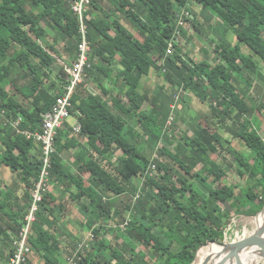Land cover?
I'll return each instance as SVG.
<instances>
[{
    "label": "trees",
    "instance_id": "trees-1",
    "mask_svg": "<svg viewBox=\"0 0 264 264\" xmlns=\"http://www.w3.org/2000/svg\"><path fill=\"white\" fill-rule=\"evenodd\" d=\"M75 1L0 0V165L19 173L29 207L43 169V150L40 143L23 133L42 131L44 116L53 110L70 84L66 66L78 61L81 40L80 19L72 9ZM102 1L113 6L130 28L101 7L104 17L88 22L90 49L101 65L93 63L85 78L98 83L110 96L95 73L112 79L107 66L120 56L122 70L115 82L118 93L112 101H105L86 91L87 79L77 87L71 117L80 123L78 138L87 139V147L76 154L75 169L66 166L61 155L73 146V141L64 138L63 129L59 130L50 180L60 197L55 193L45 195L29 245L32 253L42 255L45 264H193L202 246L225 240L234 214L256 216L264 208V137L254 121L256 112L264 110V92L256 109L248 104L247 95L240 92L235 81L238 78L251 87L245 72L263 78L251 55L264 62V0ZM192 2L202 7L204 24L190 9ZM186 13L192 16L186 17ZM179 19L190 21L200 36L201 32H208V27L215 33L212 22L218 19L234 31L238 42L232 45L224 35L220 44L213 40L216 66L183 58L177 44L175 55H168ZM43 23L64 42V67L55 64V56L63 58L57 37L48 44V50L40 44L49 37ZM217 36L220 37L219 32ZM242 46L251 55H245ZM152 69L166 70L167 84L193 92L202 103L210 104L211 114L206 117L209 126L216 119L231 122L230 127L225 125L227 130L244 142L252 156L240 154L231 144L224 147L220 136L206 127L195 131L192 137L185 134L174 151L166 146L160 149L158 158L152 161L158 174L150 177V156L138 145V134L128 129L126 118H136L151 141L175 144V138L162 129L175 99L163 93L164 86L156 100L139 92L142 78ZM10 86L14 90H9ZM19 95L28 101V108L18 99ZM146 102L152 103L150 112L143 111ZM165 109L170 111L166 113ZM118 152L121 155L117 156ZM223 152L232 158L226 165L220 161ZM230 172L243 184H223ZM139 178H145L142 187L134 185ZM72 188L76 191L72 192ZM66 193L80 206L87 219L85 228L92 231L96 240L106 223L119 219L118 225L126 226L125 230L110 229L117 245L111 243L107 247L104 238L97 244L85 245L57 227L56 209L62 211L65 207L55 204L64 201ZM129 195L133 200L125 202ZM12 198L9 194L5 203L0 201V262L5 264L16 251L14 241L5 242L10 240L8 232L18 240L24 221L13 212L4 218V211L13 205L9 203ZM64 235L72 241L71 246L63 248ZM210 251L204 247L195 264ZM65 254L68 256L63 258ZM30 256L25 264H32Z\"/></svg>",
    "mask_w": 264,
    "mask_h": 264
},
{
    "label": "rangeland",
    "instance_id": "rangeland-1",
    "mask_svg": "<svg viewBox=\"0 0 264 264\" xmlns=\"http://www.w3.org/2000/svg\"><path fill=\"white\" fill-rule=\"evenodd\" d=\"M98 7V8H97ZM101 7L110 13V15L113 16L114 19H117L122 22V25L125 28H130L128 22H126L122 17H120L115 11L114 7L110 6L108 2H101V0H91L90 3H87L85 5V19H87V24L89 21L98 18L101 19L104 17V15L101 12ZM190 9L193 10L198 17V21L201 24L205 23V18L202 16V7L197 4L196 2H192ZM144 17V15H142ZM192 15L190 13H186V17H191ZM43 27L47 29L49 32V37L46 40L40 41V44L45 47L48 50V44L54 42V39L57 37V33L54 29L47 27L43 23ZM89 27V24H88ZM208 27V26H207ZM176 28H177V34L174 36V42L178 45L181 49V56L183 58H188L191 59L192 61L195 62H201V61H207L209 62L212 66H216L218 64V61L216 60V53L214 52L215 44L219 42V39L221 38V35L224 37L232 44H236L238 42L237 35L234 33V31L226 26L222 21L215 19L212 22V28L215 29V33L211 32V30L208 28L207 33L204 35L203 32L201 34L203 36L198 35L197 31L194 29L192 26V23L190 21H185L183 19H179L176 23ZM219 32L220 37L217 36V33ZM135 34H139L137 31H134ZM216 41L215 42H213ZM57 44L58 49L63 55V58H59V56H55V64L56 67H64L65 63L63 60H66V56L64 53V42L62 41L61 38L57 37ZM173 44V43H170ZM83 46V45H82ZM243 53L245 55H251L250 50L242 46ZM87 50V48H86ZM90 50V51H89ZM176 53V48L173 47L172 53L169 55H175ZM253 56L254 60L258 64L259 71L263 74V78L260 75H253L250 74V72H245L246 78L249 80L251 87L246 86L240 79L236 78V82L239 84V90L243 94L247 95V102L249 105H252L253 107H257L259 101L261 100V95H263L264 92V62L260 60L258 57ZM87 57L89 58V63L92 65L97 64L100 66V63L97 58L94 57V51L92 49L87 50ZM75 64V63H74ZM160 66L164 65V61L159 64ZM74 65H72L73 67ZM68 66H66V71H67ZM166 72V70H164ZM164 71H158V69H152L150 71V74L148 76H145L142 78V82L140 83L139 87V92L148 95L151 100H156V95H158L159 92H161V87L164 86V91L163 93L171 95L175 99L174 105L173 103H170V108L171 111L168 109H165L166 113L170 111L169 117L167 118V121L164 122L162 129L168 132L167 135L169 137H174V145L171 146L167 143L165 140H150V136L146 133L145 129L142 127L141 124L138 123L136 118H127L128 120V129L132 132H134L137 135V142L138 145L141 147V149L144 151V154L147 156H150L151 162L155 161L158 156L157 153L160 149L163 147H169L172 151H174V147L178 144L179 141H181L182 137L186 134L189 137H192L194 135L195 131L202 130L206 127L209 128V130L212 133H216L217 135L220 136L221 142L224 145V147H227L228 144H231L240 154H243L245 156H252L251 151L247 148V146L244 144V142L240 139H235L233 138L232 134L227 130L226 126H231V122H226L222 123L219 120H214V125L212 123V126L208 125L207 122V115L211 114V108L210 104L207 103H202L201 100L193 93V92H185L179 87H172L170 84H167L165 80V72ZM113 73H115L113 71ZM97 75L98 79H101L100 74L95 73ZM87 79V86H86V91L87 89L90 90L93 94L96 92L98 94H101L100 91L98 90V84L94 83L91 79ZM86 82V81H85ZM106 89H112L113 87H110L109 84L108 86L105 85ZM110 87V88H108ZM9 90L12 89V87H8ZM14 90V89H12ZM114 93L117 91L118 93V87L113 89ZM87 93V92H86ZM18 99L25 104V106L28 108L30 104H28V101L25 100L21 95L18 96ZM110 101V99H109ZM151 105L152 103L146 102L143 106V111L150 112L151 111ZM257 109V108H256ZM255 109V110H256ZM212 121V119H211ZM256 128L259 130L261 135L264 137V110L261 113L256 112V118L254 120ZM152 142V143H151ZM172 142V139H171ZM121 155L120 152H118L117 156ZM66 157L68 159L72 158V155L70 153L66 154ZM223 157L220 159L221 162H224L225 165L230 163L232 158L227 155V152H223ZM214 159H218L216 155H214ZM155 164V162L151 163ZM156 165V164H155ZM165 165V164H163ZM157 166V165H156ZM155 166V167H156ZM4 167V166H2ZM162 169H165L164 166L161 167ZM7 170L8 176L5 178L6 180L3 179L4 177V170L2 171L0 175V182H3L8 185V181H12L13 173L9 168H4ZM2 170V169H0ZM154 170V174L149 175L150 177H154L155 175L158 174V168L156 167ZM11 173V174H10ZM16 174V173H15ZM18 174V173H17ZM86 180H88L89 175H86ZM17 179V178H16ZM145 181V178H139V180H134V185L137 187H142V182ZM223 184L227 185H237L240 184L242 185L243 182L241 179H237L233 173H228L227 174V179L224 181ZM1 185V184H0ZM222 185V184H221ZM51 183H50V190L51 189ZM50 190L48 193H50ZM239 189L237 190V193H239ZM240 194V193H239ZM125 197V196H124ZM133 200V197L129 195V197H126L124 199L125 202H130ZM64 200L62 202L66 203ZM61 202V201H60ZM55 204L56 206L58 205ZM123 206H125V203H122ZM66 209L65 212H63V217L59 218V221H77L74 223V228H76V224L79 225V222H84L86 221V218L84 215H82V211L79 210V207H77L74 203L68 201L66 204ZM62 214V213H61ZM61 214H58L61 216ZM260 218V217H259ZM254 218L252 216H247V215H235L234 218L232 219L231 223L228 225L225 233V240L227 243H232L235 241H240L242 239H245L249 237L256 229L255 224L252 223V220ZM120 220L116 219L112 222L106 223V229L101 231L100 236H98L96 240V236L92 234L90 229H85L83 228H78L77 230L80 233L79 235V240L80 242H83V244L87 245L90 243H95L97 244L99 240L104 238V241L106 242V246L108 247L111 243L115 246L117 245V240L115 239V236L112 232H110V229L112 228L114 231L118 227L120 229L125 230L126 226L123 224H120ZM85 231V232H84ZM249 233V234H248ZM96 240V242H94ZM123 240H120L119 243H123ZM79 249L75 250V253H77ZM140 252L144 251V248L141 247ZM68 254H65V257H67ZM148 261H150V257L147 258ZM264 260H260L258 264H264ZM116 264V262L114 263Z\"/></svg>",
    "mask_w": 264,
    "mask_h": 264
},
{
    "label": "built area",
    "instance_id": "built-area-1",
    "mask_svg": "<svg viewBox=\"0 0 264 264\" xmlns=\"http://www.w3.org/2000/svg\"><path fill=\"white\" fill-rule=\"evenodd\" d=\"M91 0H76L73 4V11L80 19V44H79V58L78 61L72 65L73 67L67 68V73L70 75V84L66 87L65 93L60 97L54 106L53 110L44 116V125L41 132L29 133L24 132L23 134L28 139H34L40 143L43 150V169L40 176V180L37 183L33 193L32 202L28 209V213L25 217L21 233L18 240L15 242L16 251L9 262V264H25L26 257L32 254L31 247L29 245V236L33 224L37 221V214L40 211L41 204L44 201L45 195L50 190V175L52 169V155L55 153V140L59 130L65 127L67 121L71 118V109L73 107L72 98L77 87L84 83L86 77V70L91 68L89 58L87 57V50L91 46L89 39V27L87 19H85V5L90 3ZM173 44L169 45L168 53H172L173 47L176 43L172 40ZM83 45V46H82ZM87 48V50H86ZM90 51V50H89ZM168 54V55H169ZM78 132L81 131V125L76 128ZM152 164L147 174H154L156 167ZM139 199V196H137ZM92 233V232H91ZM93 234V233H92Z\"/></svg>",
    "mask_w": 264,
    "mask_h": 264
},
{
    "label": "crops",
    "instance_id": "crops-1",
    "mask_svg": "<svg viewBox=\"0 0 264 264\" xmlns=\"http://www.w3.org/2000/svg\"><path fill=\"white\" fill-rule=\"evenodd\" d=\"M120 61H121V57L120 56H116L115 59H114L113 65L112 66H107V67L111 68L112 79L107 78L106 76H104V74L100 75V77H101L100 83L103 84V87L105 89H106L105 85L108 86V84H109L110 87H113L112 89H106L109 92H111V95L110 96L108 95V97H107L106 92L103 90V88L101 86L98 85V90L100 91L101 94H98L96 92L95 95H99V96L103 97L105 101H109V99H111L110 101H112V97L117 96V91L114 93L113 89L117 88L115 86V82H117L116 80H117L118 73L120 72V70H122V65H121ZM113 71L115 73H113ZM87 82L88 81H86L85 83H87ZM86 86H87V84H86ZM110 87H108V88H110ZM105 97H106V99H105ZM126 120H127V118H126ZM127 122H128V120H127ZM79 124L80 123L78 122V120L76 118L71 117L67 121L65 127L62 130V134H63L64 138L73 141V146L72 147L70 146L61 155L64 164L66 166L70 167L71 169H75L73 167V164L75 162L76 154L79 153L83 148L87 147V139H79L78 138L79 132L76 130V128L79 126ZM67 153H70L72 155L71 159H68L66 157ZM4 168H8V167H6V166L2 167L0 165V169H2V170H0V175H1L2 171L4 170L3 179L6 180L5 178H7L8 173H7V170H5ZM13 174L14 175L12 177V181H8V185L3 183V182H0V184H1L0 185V187H1L0 188V201L1 202L2 201L3 202L6 201L9 194H11L13 196L12 200L9 201V203H11L13 205L10 207V209L4 211V213H3L4 214V218L7 219V217H6L7 213L11 214L10 212H13V213H16L17 215H19L21 217L20 218L21 220L22 219L25 220L24 216L26 217V215L28 213V209H29L28 203H30V200L28 199V196H27V194H26V192L24 190L23 184L20 182L19 173L18 174L13 173ZM51 189L52 190H50V193H55V195L60 197L59 196L60 194L55 192V189L53 188V186L51 187ZM71 191L75 192L76 190H75V188H72ZM70 196H71L70 193H66L64 200H68V201L72 202L69 199ZM68 201H65L66 203H64V202L62 203V202L58 201L59 202V204H58L59 206H64L65 207V209H62V211H61V209L59 207H57L56 211H58L59 214L62 213L61 216H59V218L64 216L63 212H65V210H67L66 209V204L68 203ZM72 203H74V202H72ZM27 206H28V208H27ZM76 206L79 207V210L81 211L80 206L79 205H76ZM82 215H84V217H85V214H82ZM76 222L77 221H63V222H61L58 219L56 221V224H57V227L59 229L61 228V230H63L65 232V234L71 233L73 235V237H75V238H77L79 240V238H80L79 234L80 233H76V232H79L77 229L78 228H83V230H85L86 229L85 228L86 227L85 224H87V219H86V221L84 220V222H79V225L76 224V228H74L73 225ZM23 223H24V221H23ZM8 236L10 237V240L7 239V240H5V242L11 244V240H12V241H14V244H15V242L17 240L13 237L11 231L8 232ZM62 240H63V243H62L63 248H65L67 246H71L73 244L72 241L69 239L68 235H64L62 237ZM63 258H65V256ZM1 259L2 258L0 257V261H1ZM30 260H31L32 264H45V261L42 258V255L41 254H36L35 252H33L31 254ZM0 264H5V263L0 262Z\"/></svg>",
    "mask_w": 264,
    "mask_h": 264
},
{
    "label": "water",
    "instance_id": "water-1",
    "mask_svg": "<svg viewBox=\"0 0 264 264\" xmlns=\"http://www.w3.org/2000/svg\"><path fill=\"white\" fill-rule=\"evenodd\" d=\"M263 210L253 218H258ZM204 247H209L211 253L201 262V264H247L250 256H256L260 260H264V227L257 228L249 237L240 241L227 243L208 242L202 246L198 253L195 264L199 258V253ZM216 250V251H215Z\"/></svg>",
    "mask_w": 264,
    "mask_h": 264
},
{
    "label": "bare ground",
    "instance_id": "bare-ground-1",
    "mask_svg": "<svg viewBox=\"0 0 264 264\" xmlns=\"http://www.w3.org/2000/svg\"><path fill=\"white\" fill-rule=\"evenodd\" d=\"M260 218L252 221L253 224H255V227L256 229L259 228V227H264V214L263 215H260L259 216ZM255 229V230H256ZM249 234V233H248ZM216 251V250H215ZM211 253L208 252L207 254H205L199 261L197 264H201V262ZM260 261V259H258L256 256H250L248 259H247V264H258V262ZM264 262V261H263ZM215 264V263H213Z\"/></svg>",
    "mask_w": 264,
    "mask_h": 264
}]
</instances>
